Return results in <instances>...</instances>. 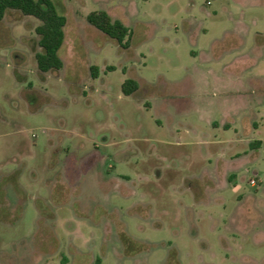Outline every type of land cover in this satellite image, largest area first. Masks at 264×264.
<instances>
[{"label":"rangeland","instance_id":"obj_1","mask_svg":"<svg viewBox=\"0 0 264 264\" xmlns=\"http://www.w3.org/2000/svg\"><path fill=\"white\" fill-rule=\"evenodd\" d=\"M54 1L57 71L39 70V19L0 22V264H264V50L227 70L264 0Z\"/></svg>","mask_w":264,"mask_h":264},{"label":"trees","instance_id":"obj_2","mask_svg":"<svg viewBox=\"0 0 264 264\" xmlns=\"http://www.w3.org/2000/svg\"><path fill=\"white\" fill-rule=\"evenodd\" d=\"M8 10H17L40 20L41 23L35 28L41 48L35 52L39 70L47 72L63 68L64 61L59 51L65 41L67 17L59 10L55 1L0 0V22ZM87 19L92 25L114 38L121 48L130 47L131 30L122 20L113 18L105 10L93 11ZM91 71L95 76L94 67H91ZM138 88L139 82L133 78H128L123 83V91L126 95L135 93Z\"/></svg>","mask_w":264,"mask_h":264},{"label":"crops","instance_id":"obj_3","mask_svg":"<svg viewBox=\"0 0 264 264\" xmlns=\"http://www.w3.org/2000/svg\"><path fill=\"white\" fill-rule=\"evenodd\" d=\"M65 39H66V33H65ZM225 40H230L232 44L228 46V48L221 50H216L217 45L221 42H224ZM244 37L243 32L234 30V31H227L225 34V38L223 40H217L216 43L213 46L214 55L216 57H221L223 55L222 53H226L230 49L236 48L239 49L242 46V43H244ZM65 42V41H64ZM63 47V46H62ZM264 50V33L263 32H257L255 35V46L253 50L248 54H240L237 59L234 61V63L230 64L228 67V73H232L234 68L233 66L236 63H243L242 69H249L253 65L257 64L260 60V57L263 55ZM258 141V140H257Z\"/></svg>","mask_w":264,"mask_h":264},{"label":"built area","instance_id":"obj_4","mask_svg":"<svg viewBox=\"0 0 264 264\" xmlns=\"http://www.w3.org/2000/svg\"><path fill=\"white\" fill-rule=\"evenodd\" d=\"M252 183L255 184V180H252Z\"/></svg>","mask_w":264,"mask_h":264}]
</instances>
